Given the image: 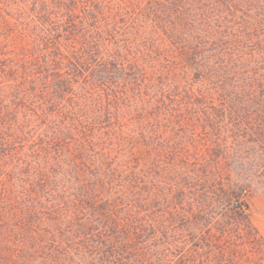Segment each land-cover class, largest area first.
<instances>
[{
    "label": "trees",
    "instance_id": "1",
    "mask_svg": "<svg viewBox=\"0 0 264 264\" xmlns=\"http://www.w3.org/2000/svg\"><path fill=\"white\" fill-rule=\"evenodd\" d=\"M181 66L221 99L218 112L230 109V122L219 121L225 154L264 158V0H0V264H163L159 243L180 251L172 230L152 243L162 226L150 223L168 220L149 212L151 167L130 164L129 140L102 123L131 100L128 76L152 80ZM148 112L140 108L147 148ZM190 155L182 146L181 158Z\"/></svg>",
    "mask_w": 264,
    "mask_h": 264
},
{
    "label": "rangeland",
    "instance_id": "2",
    "mask_svg": "<svg viewBox=\"0 0 264 264\" xmlns=\"http://www.w3.org/2000/svg\"><path fill=\"white\" fill-rule=\"evenodd\" d=\"M194 73L193 68L181 66L170 74L157 73L152 80L136 81L133 75L128 76L125 89L132 98L120 104V108L110 107L119 112V120L103 122L102 130L116 124L109 135L113 133L129 140V147L134 148L129 157H135L130 164L139 163V168L151 167L148 187L153 190V195L148 202L149 212L153 217L162 215L168 222H151V225H161L162 229L150 238L152 243L155 237L159 242L170 241L172 230L180 250L167 249L168 243H159L153 249L159 250L155 256L163 258L161 263L167 260L166 264H199L208 258L210 264H264V158L257 149L242 154L230 148L225 154L227 141L224 139L229 132H223L219 121L224 118L230 122V109L222 113L219 108L218 112L221 99L200 91L204 84ZM137 93L141 95H135ZM141 107L149 111L153 122L148 129L152 143L149 148L140 140ZM206 129L212 137L205 135ZM159 134H162L160 140L166 149L162 170L156 167L157 151L154 150ZM227 139L231 141V138ZM173 145H176L174 151L168 147ZM182 146L188 148L190 159L181 158ZM245 147L241 145V148ZM126 156L124 154L122 158ZM194 162H198L201 169L186 171L194 166L191 165ZM186 184L190 187L182 194V186ZM190 189L199 191L200 205L192 202L194 196L188 192ZM125 195L129 201L135 198V195ZM206 207L209 217L202 210ZM182 213L190 214L194 222H185ZM208 218L210 222H206ZM247 226L255 228L259 238L263 237L258 240L263 242L262 250L251 241L253 238L249 236Z\"/></svg>",
    "mask_w": 264,
    "mask_h": 264
}]
</instances>
